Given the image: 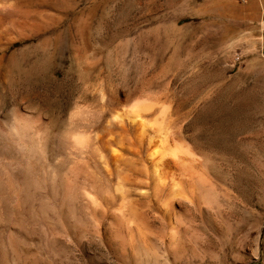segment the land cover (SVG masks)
Wrapping results in <instances>:
<instances>
[{
    "label": "rangeland",
    "instance_id": "1",
    "mask_svg": "<svg viewBox=\"0 0 264 264\" xmlns=\"http://www.w3.org/2000/svg\"><path fill=\"white\" fill-rule=\"evenodd\" d=\"M263 29L264 0H0V264H264Z\"/></svg>",
    "mask_w": 264,
    "mask_h": 264
},
{
    "label": "bare ground",
    "instance_id": "2",
    "mask_svg": "<svg viewBox=\"0 0 264 264\" xmlns=\"http://www.w3.org/2000/svg\"><path fill=\"white\" fill-rule=\"evenodd\" d=\"M33 122L32 120L26 118V119H23L20 121V124H15L12 126L11 128V135L10 136V140L13 141V142H16L17 144L21 145V146H24V149H30V148H33L35 150H38L40 152H43L45 150V147H46V142H47V131L45 128L41 129V128H36L34 125H33ZM108 123V122H107ZM110 123V121H109ZM107 124L108 125V129L107 131H110V124ZM122 127V126H121ZM105 129V128H104ZM49 136V135H48ZM9 140V139H8ZM73 141L76 143V144H81L82 141H83V138L82 136H76L73 138ZM84 142V141H83ZM15 143V144H16ZM110 145L109 143L105 142V147L107 148H110ZM157 148V147H156ZM159 149V148H158ZM112 150V149H111ZM157 150V149H156ZM156 150L154 149V152H156ZM163 150V149H162ZM113 152H114V149H113ZM153 152V154H154ZM167 152V151H166ZM152 154V153H151ZM16 155V154H15ZM174 160V159H173ZM173 160L171 161H168V162H164V164H172ZM156 161L159 163L160 162V157L156 158ZM20 162V161H19ZM175 163V162H174ZM166 164V166H167ZM49 170V169H48ZM164 172V171H163ZM12 173V172H11ZM46 173V172H45ZM49 173V172H48ZM16 175V174H15ZM45 175V174H44ZM9 179H12L15 178L17 179L16 177L17 176H13L12 174H10V176H8ZM9 182V180H8ZM11 182V181H10ZM88 193V192H87ZM12 194V193H11ZM89 195H92V194H89ZM13 197V196H12ZM94 201V200H93ZM92 201V202H93Z\"/></svg>",
    "mask_w": 264,
    "mask_h": 264
},
{
    "label": "trees",
    "instance_id": "3",
    "mask_svg": "<svg viewBox=\"0 0 264 264\" xmlns=\"http://www.w3.org/2000/svg\"><path fill=\"white\" fill-rule=\"evenodd\" d=\"M263 36H264V29H263Z\"/></svg>",
    "mask_w": 264,
    "mask_h": 264
}]
</instances>
